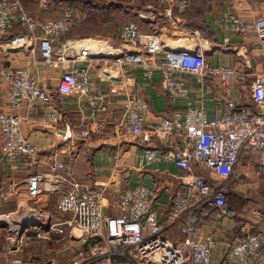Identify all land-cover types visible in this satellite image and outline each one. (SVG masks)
<instances>
[{
    "label": "built area",
    "instance_id": "2783aa9c",
    "mask_svg": "<svg viewBox=\"0 0 264 264\" xmlns=\"http://www.w3.org/2000/svg\"><path fill=\"white\" fill-rule=\"evenodd\" d=\"M154 1L163 8L159 15L169 21L174 10L186 12L194 3ZM57 13L56 18L41 19L28 14L22 0H0V170L3 165L19 170L24 164L39 162L40 146L23 130L29 113L21 115L17 109L40 105L39 122L56 134L62 132L58 130L61 113L37 74V67L44 64L61 71L59 93L74 97L79 109L87 106L93 115L107 112L114 97L124 96L120 128L146 142L155 137L160 144L144 147L138 153L137 167L144 170L169 163L182 176L169 201L160 207H155V192L143 182L108 200L104 191L77 180V157L57 148L48 169L28 178L30 203L23 211V225L29 226L25 231L34 228L47 237L58 235L77 244L72 264H257L264 255L261 234L250 229L223 248L213 232L205 231L204 222L216 226L223 220L229 182L240 176L238 166L245 153L259 154L258 173L264 174V70L252 84L254 109L229 101V113L216 118L209 117L203 106L196 108L187 101L185 111L161 118L148 132V101L116 84L124 76L134 79L130 70L140 69L146 77L159 73L171 98H185L190 90L186 75L199 83L212 79L229 89L237 78L236 67L210 63L201 47H168L158 32H144L134 21L122 25L117 39L105 41L113 54L90 55L79 47L83 39L62 42L72 28L88 20L87 10L77 2H60ZM223 19L238 34L254 32L264 51V15L250 19L227 10ZM15 50L29 57L20 67L5 64V55ZM95 61L101 62L105 81L111 83L107 88L95 77ZM92 132L67 125L63 137L66 141L87 139ZM197 169L208 175L197 174ZM43 197L56 199L54 212L41 205ZM8 198V193L0 191V207ZM2 214L0 218L14 215ZM253 217L264 229V208ZM11 249L6 255L20 253L19 246ZM6 255L0 264H58L54 259L38 262L19 254Z\"/></svg>",
    "mask_w": 264,
    "mask_h": 264
},
{
    "label": "crops",
    "instance_id": "0c3cea01",
    "mask_svg": "<svg viewBox=\"0 0 264 264\" xmlns=\"http://www.w3.org/2000/svg\"><path fill=\"white\" fill-rule=\"evenodd\" d=\"M60 2V0L22 1L28 13L47 19L57 17ZM131 3H133L131 11L146 13L139 15V19L143 22L140 28L148 31L147 33L150 31L160 33V37L168 47L189 50L201 47L205 50L210 63L236 67L238 72L233 87L229 89L221 88L217 81L212 79L199 83L194 76L186 75L190 87L188 96L171 98L162 84L159 73L153 77H146L140 69L130 70L128 73L132 74L134 79L130 80L124 76L116 84L119 88L133 91L148 101L150 105L146 125L148 132L161 118L171 116L177 111H185L187 101L196 108L203 106L209 117L216 118L229 113V101L254 109L251 96L252 84L264 70V51L254 32L248 34L234 32L225 24L223 14L227 10H232L250 19L261 17L264 15V0H194L193 5L186 12L174 10L171 21L168 17L159 15L163 8L155 4L154 0L147 1L141 8H138V0H132ZM100 12L104 14L106 9L103 8ZM122 25H119L111 36L104 37L117 39ZM73 30L74 28L69 35L64 36L62 42L78 39H83L85 42L93 40L84 39L81 35L72 38ZM195 33H198V37L194 35ZM28 60L29 57L25 53L16 50L5 55V64L14 67H20ZM103 73L101 62L95 61V77L107 88L111 83L105 81ZM37 74L61 113L58 130L62 132L56 134L39 122L42 110L40 105L34 107L26 104L16 110L21 115L29 113L30 119L23 126V130L40 146L37 157L39 162L24 164L19 170L3 165L0 170V191L8 193L12 198L11 201L15 198L18 209L24 211L30 203L28 178L48 169L47 163L57 148L67 149L66 156L77 157L75 169L77 180L90 189L104 191L108 200H112L114 194L143 182L155 192V207H160L169 201V196L180 185L182 172L169 163L154 164L144 170L137 167L138 153L146 146H160V144L155 137L146 142L141 137L129 135L120 128L123 116L121 102L124 96L114 97L107 112L93 115L92 110L87 106L79 109L74 97L59 93L58 81L61 76L59 69L40 64L37 67ZM7 92L6 86L5 97ZM67 125L76 129H91L92 136L87 139L66 141L63 131ZM1 143L0 132V150ZM258 164L259 154L248 152L243 155L238 166L241 174L239 177L234 176L229 183V200L223 220L216 226L204 222L205 231L213 232L221 241L223 248H227L229 242L240 239L250 229H254L264 237V229L255 223L253 217L256 210L264 208V174L258 173ZM17 173L24 175L20 179V186L12 189L4 186L7 180L12 181ZM199 174L204 175L205 172ZM252 183H255V186ZM41 205L53 209L54 212L56 199L43 197ZM107 211L114 213L110 209ZM262 252L264 253V246ZM4 258L5 256L0 257V263L4 262ZM257 264H264V255Z\"/></svg>",
    "mask_w": 264,
    "mask_h": 264
},
{
    "label": "rangeland",
    "instance_id": "374dc122",
    "mask_svg": "<svg viewBox=\"0 0 264 264\" xmlns=\"http://www.w3.org/2000/svg\"><path fill=\"white\" fill-rule=\"evenodd\" d=\"M113 1H115L114 5L117 4L118 6L116 9H120V11L122 9V11H124L122 13L123 15L127 13V16H125L127 19L128 18L130 19V14L137 19L139 18L140 14L143 13L146 14L144 11H131L133 3H131L129 0H113ZM76 2L84 6L86 5L87 0H76ZM93 11H95L93 12L95 14H93L90 11L88 20L91 18V16H92L91 19H95V16L97 15L96 13H98L96 11L99 10L95 9ZM84 25H87V22ZM142 31L148 32L144 29H142ZM150 33H153V31H150ZM86 35L88 37H85L84 39H93L87 43H84V45H86L89 48L93 47L94 45L101 44L100 41L102 43H105V41H110V40L113 41L112 39L104 37L106 35L105 32L96 34L95 31H89L87 32ZM71 37L73 38V35ZM106 45L109 46L108 44ZM23 176H24L23 174L17 173V175L13 178V180L12 181L7 180L4 186L10 187L11 189L18 188L20 186L19 185L20 179L23 178ZM10 199L12 198L9 197L8 203L7 204L5 203L2 207H0V214L2 213L14 214L10 218H4V217L0 218V257H4L7 251L12 250L11 248L19 246L20 253L7 254L6 256L9 258L11 257L14 258L16 257V255L18 256L19 254V256H22L25 259H30V261H37V260L44 261L48 259H54L58 262V264H72L75 260L76 251H77L76 247H78L76 246L77 244H71L69 239H62L58 235H52L50 237L49 236L47 237L46 234L44 235L43 232L38 231L36 229L34 230V228H31L32 231L27 233L25 231V228L26 227L28 228L29 223L23 225V221H24L23 210L18 209V206L15 207V203L17 201L15 200V198L12 201ZM9 204H11L10 208H7ZM15 216H17L18 218ZM12 218H15L18 221V223L15 225L10 224ZM87 248L88 246H85V249Z\"/></svg>",
    "mask_w": 264,
    "mask_h": 264
},
{
    "label": "trees",
    "instance_id": "16d2710c",
    "mask_svg": "<svg viewBox=\"0 0 264 264\" xmlns=\"http://www.w3.org/2000/svg\"><path fill=\"white\" fill-rule=\"evenodd\" d=\"M60 1L61 2H74V3H76V0H60ZM129 1L131 2L132 0H129ZM138 1H139L138 8H141V7L144 6V4H146L147 1H150V0H138ZM114 3H115V1H113V0H87L86 5H84L83 7H84L85 10H87L88 14H89L90 11L92 13L95 12V11H93L95 9L96 10L98 9L99 11H96L98 13H96L97 15L95 16V19H91L92 18V16H91V18L86 21L87 25H84L86 23V22H84L83 24L74 27V30H73V33H72L73 37L79 36V35L83 36L84 38L88 37L86 34L89 31H95L96 34L105 32L106 33L105 36H108V35L111 36V34H113L114 32L117 31V27L119 25H121L123 21H124L123 23L132 22V21L137 22L138 24L139 23L140 24L143 23L141 19H139V18L137 19V18L133 17L130 13H129L130 14V19L129 18L127 19L125 17V16H127V13L125 15H123L122 13L124 11H122V9H121V11H120V9H116L118 6H117V4L114 5ZM154 3L158 5L157 1H154ZM103 8L106 9V12L104 14H102L100 12V11H102ZM116 10H119V11H116ZM26 12L28 13L27 10H26ZM28 14H30V13H28ZM93 14H95V13H93ZM30 15H32V14H30ZM36 17H39L41 19H47V18H43V17H40V16H36ZM82 25H83V27H82ZM88 26H90V27H88ZM16 32H18L17 28H16ZM199 170H201V171H198L197 174H199V173L202 174L203 171H204L205 172L204 175L205 176L208 175L207 171H205L203 169H199ZM10 205L11 204H9L7 206V208H10ZM15 207H16V205H15ZM41 261H43V260H41ZM41 261H38V262H41Z\"/></svg>",
    "mask_w": 264,
    "mask_h": 264
},
{
    "label": "bare ground",
    "instance_id": "6f19581e",
    "mask_svg": "<svg viewBox=\"0 0 264 264\" xmlns=\"http://www.w3.org/2000/svg\"><path fill=\"white\" fill-rule=\"evenodd\" d=\"M84 43H87V41L85 42L84 40H82L81 45L79 47H81L82 51L87 52V54H90V55L91 54L95 55L96 53L113 54L112 51H111V48L109 46H107L105 43H102L101 41H100L101 44L94 45L91 48H89L86 45H84ZM17 223H18V221L15 218L11 219V223L10 224L15 225Z\"/></svg>",
    "mask_w": 264,
    "mask_h": 264
}]
</instances>
